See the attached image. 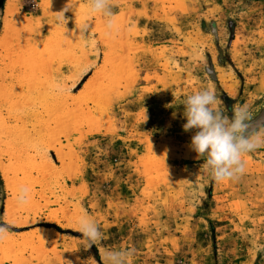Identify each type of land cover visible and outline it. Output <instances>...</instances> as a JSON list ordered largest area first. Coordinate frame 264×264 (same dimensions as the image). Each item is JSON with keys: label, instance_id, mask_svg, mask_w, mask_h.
I'll return each mask as SVG.
<instances>
[{"label": "rangeland", "instance_id": "obj_1", "mask_svg": "<svg viewBox=\"0 0 264 264\" xmlns=\"http://www.w3.org/2000/svg\"><path fill=\"white\" fill-rule=\"evenodd\" d=\"M8 2L0 85L21 98L0 104V264H105L109 248L135 249L131 264H264V148L217 182L183 129L184 98L209 86L224 115L263 113L264 0H111L112 34L90 0ZM83 213L103 233L91 247Z\"/></svg>", "mask_w": 264, "mask_h": 264}, {"label": "clouds", "instance_id": "obj_2", "mask_svg": "<svg viewBox=\"0 0 264 264\" xmlns=\"http://www.w3.org/2000/svg\"><path fill=\"white\" fill-rule=\"evenodd\" d=\"M88 7L91 14L102 16L108 34L116 30V13L111 0H90ZM88 29L89 25L84 32ZM219 103L214 86L188 95L183 101V116L187 121L183 129L185 132L194 131L191 147L198 156L206 157L202 166L209 171L212 179L230 182L245 172V157L264 148V118L254 116L244 103L234 105L229 110L230 116H226L217 110ZM29 201L30 189L20 186L17 189L18 205L24 206ZM77 226L89 247L103 240L99 226L87 213L77 218ZM11 233L12 226L0 220V241L7 239ZM134 254L135 249L109 248L104 252V261L105 264H131ZM64 264H73V261L64 260Z\"/></svg>", "mask_w": 264, "mask_h": 264}, {"label": "bare ground", "instance_id": "obj_3", "mask_svg": "<svg viewBox=\"0 0 264 264\" xmlns=\"http://www.w3.org/2000/svg\"><path fill=\"white\" fill-rule=\"evenodd\" d=\"M14 2H15V0H9V5H8V7H10V6H12L13 4H14ZM0 46H1V44H0ZM1 60V59H0ZM0 72H2V71H0ZM3 82V81H2ZM1 82V83H2ZM3 85V84H2ZM12 85V84H11ZM23 85H25V84H23ZM4 86V85H3ZM3 86H1L0 85V104H1V106L2 105H4L3 103L5 102V99L6 100H8L7 98H9L11 95H14V96H18L17 94L18 93H20L19 92V88H17V86H16V84L15 85H12L11 87H9V88H5L4 89V87ZM21 95V93L19 94V96ZM24 96V95H23ZM12 97V96H11ZM10 97V98H11ZM20 98H21V96H20ZM16 99H18L17 97H15V100ZM24 98H22V100H23ZM15 100H14V104H15V106H16V103H17V101H16V103H15ZM10 101V100H9ZM12 101V100H11ZM21 101V100H20ZM19 102V101H18ZM8 103V102H7ZM6 105V104H5ZM11 105V104H10ZM6 170V169H5ZM4 171V170H3ZM2 171V172H3ZM7 171H4L3 173H4V175H5V178H8L7 177V173H6Z\"/></svg>", "mask_w": 264, "mask_h": 264}, {"label": "water", "instance_id": "obj_4", "mask_svg": "<svg viewBox=\"0 0 264 264\" xmlns=\"http://www.w3.org/2000/svg\"><path fill=\"white\" fill-rule=\"evenodd\" d=\"M260 117H261V118H264V111H263V113L260 115Z\"/></svg>", "mask_w": 264, "mask_h": 264}]
</instances>
